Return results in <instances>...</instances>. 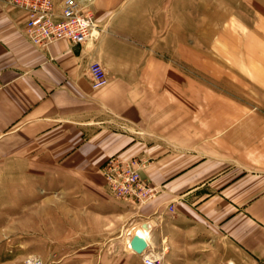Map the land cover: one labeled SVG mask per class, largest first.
<instances>
[{
	"label": "crops",
	"instance_id": "0c3cea01",
	"mask_svg": "<svg viewBox=\"0 0 264 264\" xmlns=\"http://www.w3.org/2000/svg\"><path fill=\"white\" fill-rule=\"evenodd\" d=\"M169 4L94 0L92 38L39 48L23 10L0 0V158L62 174L70 200L109 219L122 244L127 227L148 229L145 252L161 264H216V238L264 264V112L173 63L183 43L167 35ZM91 61L106 72L98 87ZM114 155L147 160L153 197L132 204L106 190L100 167Z\"/></svg>",
	"mask_w": 264,
	"mask_h": 264
},
{
	"label": "rangeland",
	"instance_id": "374dc122",
	"mask_svg": "<svg viewBox=\"0 0 264 264\" xmlns=\"http://www.w3.org/2000/svg\"><path fill=\"white\" fill-rule=\"evenodd\" d=\"M170 6L167 35L183 43L173 63L193 82L264 112V0ZM24 167L14 157L0 158V264H142L140 254L110 233L109 219L85 214L70 200L62 174ZM215 244L216 264H250L227 238L226 252L218 238Z\"/></svg>",
	"mask_w": 264,
	"mask_h": 264
},
{
	"label": "built area",
	"instance_id": "2783aa9c",
	"mask_svg": "<svg viewBox=\"0 0 264 264\" xmlns=\"http://www.w3.org/2000/svg\"><path fill=\"white\" fill-rule=\"evenodd\" d=\"M94 0H8L10 4L23 10L25 15L24 34L28 41L39 48H45L57 40H68L73 43L87 41L93 37L96 22L91 5ZM87 73L92 87L106 82V72L98 61L88 64ZM143 158L124 159L110 156L100 167L106 190L114 197L139 204L145 203L156 193V187L140 174L146 166ZM173 210V204L168 206ZM135 227L124 230L126 247L132 250L129 243ZM142 264H161L159 256L140 253Z\"/></svg>",
	"mask_w": 264,
	"mask_h": 264
},
{
	"label": "water",
	"instance_id": "95a60500",
	"mask_svg": "<svg viewBox=\"0 0 264 264\" xmlns=\"http://www.w3.org/2000/svg\"><path fill=\"white\" fill-rule=\"evenodd\" d=\"M131 248L136 253H142L147 246V242L143 236L134 233L129 241Z\"/></svg>",
	"mask_w": 264,
	"mask_h": 264
},
{
	"label": "bare ground",
	"instance_id": "6f19581e",
	"mask_svg": "<svg viewBox=\"0 0 264 264\" xmlns=\"http://www.w3.org/2000/svg\"><path fill=\"white\" fill-rule=\"evenodd\" d=\"M147 231H148V229H146V228L142 229L141 227H139V228L135 229L134 233L144 237V233H146ZM129 241H130V239H129Z\"/></svg>",
	"mask_w": 264,
	"mask_h": 264
}]
</instances>
